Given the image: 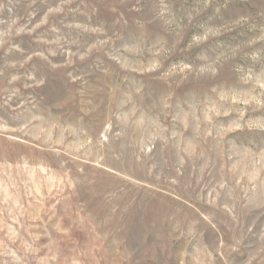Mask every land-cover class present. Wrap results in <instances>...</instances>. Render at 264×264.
Masks as SVG:
<instances>
[{"label":"rangeland","instance_id":"obj_1","mask_svg":"<svg viewBox=\"0 0 264 264\" xmlns=\"http://www.w3.org/2000/svg\"><path fill=\"white\" fill-rule=\"evenodd\" d=\"M0 264H264V0H0Z\"/></svg>","mask_w":264,"mask_h":264}]
</instances>
